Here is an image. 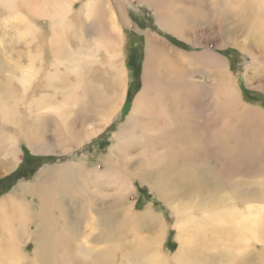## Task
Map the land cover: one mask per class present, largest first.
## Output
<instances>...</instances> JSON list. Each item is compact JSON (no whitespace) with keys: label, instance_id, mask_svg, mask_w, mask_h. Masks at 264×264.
<instances>
[{"label":"bare ground","instance_id":"1","mask_svg":"<svg viewBox=\"0 0 264 264\" xmlns=\"http://www.w3.org/2000/svg\"><path fill=\"white\" fill-rule=\"evenodd\" d=\"M130 8H145L157 30L138 32ZM132 30L144 37L141 88L109 155L101 168L72 160L48 167L1 197L0 264H264V106L241 95L220 52L237 50L241 79L264 92V0H0V122L23 127L20 99L5 82L21 99L40 89L28 112L55 117L69 139L75 130L74 149L87 145L124 106ZM23 137L32 151L49 152ZM16 144L7 143L1 177L19 162ZM135 182L173 217V253L163 252L161 217L127 200ZM142 226L151 232L139 238Z\"/></svg>","mask_w":264,"mask_h":264},{"label":"rangeland","instance_id":"2","mask_svg":"<svg viewBox=\"0 0 264 264\" xmlns=\"http://www.w3.org/2000/svg\"><path fill=\"white\" fill-rule=\"evenodd\" d=\"M76 7L77 5H75V8ZM139 10L141 11L139 12ZM129 13L130 16L132 17L133 22L138 26L139 29L138 32L142 33L143 31L146 30L149 31L157 30V27L153 22L151 14L145 8L142 9L138 8L136 11L133 8H130ZM35 21L38 24V26L41 27L42 29L46 28V22L41 20H35ZM167 35L168 34L164 33L161 36L166 37L174 47L184 46L183 43H181L180 41L170 38ZM128 36L130 41L129 44L130 49L129 52L126 53V55H127V61L129 62V72L131 73L132 81L128 87L127 96L125 98L122 111L119 112L114 117L109 127H107L104 130V132L101 133V135H99L98 137H94L88 142L87 145H85L84 147L81 146V148L79 149L78 148L74 149V147L80 145L77 139L75 140L74 138L72 139V136H74V134L77 133L75 130L69 128L68 133L66 132L67 136L71 137V139H69L66 137L65 133L62 134L63 131L62 126L60 127L61 124L58 122V120H56L55 117L43 116V115L39 116L36 112H30V113L28 112L26 107L31 102L30 100H32V96L33 97L35 96V98H37L38 96H40L42 90L38 89L35 94L31 93L30 91L26 95V97L24 96L21 99V97L19 96L20 89L18 88V86L16 84H11L10 86H8V84L6 85L5 82L4 85L7 88L14 87L12 90L13 92L14 90L16 91L13 93V96L20 99L17 102L19 104L16 106V110L18 113V118L21 120L23 127L21 132H19L15 127H12L13 125L2 124L0 122V169L1 170H3V165H2L3 155L11 150L7 146L9 139H13L14 141H16L17 143L16 148L19 150V152H17L18 155L17 157L19 159V162L16 165V167L8 170L7 173L4 174V176L2 177L0 176V198L5 196L6 194H10L17 191L20 185L36 183V178L41 170L47 169L48 167L57 164L65 163L66 161H71V160L76 162L84 161L90 167H95V166H97L98 168L102 167L104 160L109 155L108 149L113 144L111 140L113 132H115L124 122L126 116L130 111L134 94H136L141 88V74H142L141 68L144 57V49H143L144 37L141 34L136 33L135 30H132L131 32L129 31ZM6 40L7 38L4 39L0 38V41L3 42L2 44H0V49H2ZM19 47L21 49L23 48L22 45L16 46V48ZM180 49L183 50L185 49V51L188 53L191 52L190 51L191 48L189 47H185V48L181 47ZM12 52H14L13 57L14 58L17 57L18 55L17 51L9 50V49L4 50L5 55L7 53L8 55H11ZM220 52L226 59H228L229 69L231 71H234V75L238 77V80H236V84L240 89L241 95L247 98V101L251 102V104H258V105L261 104L262 106H264V92H259L257 90L252 91L245 84V81L242 80L240 77V75L243 73L245 68V63L243 61L244 57L241 56V54H239L237 50L232 48H227ZM0 60H1V56H0ZM9 62H13V61H9ZM101 83L104 84V81H101ZM34 85L36 87L38 86V84H36L35 82ZM54 98H57V96L55 95ZM56 100L59 101L58 99ZM32 110H35V108H33ZM83 130H84V124H83ZM24 133L32 136L37 141L43 142L46 146H51L50 148H48L49 152L39 153L32 151L28 146L26 139L23 137ZM62 146H69L67 147V149H70V151H72L73 154L60 153V151H62L60 150L61 148L64 150ZM45 150L47 151L46 148ZM148 187H144L141 184L135 182L134 196L128 197L127 200L129 202L134 203L135 211L137 213L141 212L146 208H150L156 213V215L161 217L163 223H165L166 226V230H165L166 234L164 235V239L162 241L163 252L165 253L168 252L171 254L177 248V243L175 239L176 231L173 228L174 219L170 215L169 210L165 206V204L162 203L161 200L157 197L156 193L150 190ZM29 195H26V198L32 201L35 195L34 193L31 194V192L29 193ZM127 227L125 228L122 226L121 232L119 233L121 237L124 236L125 231L128 232L129 229ZM33 228L34 226H30L27 228V232L30 235L31 234L34 235L36 233L33 230ZM56 228L58 231H61V234H63L62 223H57ZM119 228H121L120 223L117 225L116 229ZM145 229L146 228L143 226L140 228V231L142 230L143 233L139 234L138 231L139 238L141 236H142L141 238L147 237V235H149V233L151 232L150 230L148 234H146ZM158 231L160 233L161 229H159ZM71 232L74 233V229H72ZM131 235L136 237L135 229L131 231ZM130 239L132 240V236ZM26 243H28L26 247L25 245H23V242L20 245H23L24 253L31 255L34 250V244H33L34 242L28 240L24 242V244Z\"/></svg>","mask_w":264,"mask_h":264}]
</instances>
